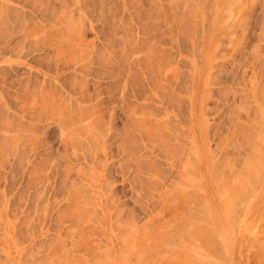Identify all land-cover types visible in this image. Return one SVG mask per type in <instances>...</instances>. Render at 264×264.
Wrapping results in <instances>:
<instances>
[{"label":"rangeland","instance_id":"374dc122","mask_svg":"<svg viewBox=\"0 0 264 264\" xmlns=\"http://www.w3.org/2000/svg\"><path fill=\"white\" fill-rule=\"evenodd\" d=\"M0 264H264V0H0Z\"/></svg>","mask_w":264,"mask_h":264},{"label":"bare ground","instance_id":"6f19581e","mask_svg":"<svg viewBox=\"0 0 264 264\" xmlns=\"http://www.w3.org/2000/svg\"><path fill=\"white\" fill-rule=\"evenodd\" d=\"M152 8H153V7H152ZM155 8H156V7H155ZM155 8H154V9H155ZM148 14H149V13H148ZM149 15H150V14H149ZM146 16H147V15H146ZM150 17H151V16H150ZM150 17H148V18H150ZM71 24H72V22H71ZM74 25H76V24H73V29H72V31H74V32H76V34H78V32H77L78 29H77V30L75 29V28H78V26L76 25L77 27H74ZM159 25H160V24H159ZM159 25H157V27H158ZM67 26H70V23H69V25H67ZM149 26H151V25H148V27H149ZM155 26H156V25H154L153 27H155ZM153 27H152V28H153ZM157 27H156V30H158ZM160 27H161V26H160ZM160 27H158V28H160ZM152 28H151L150 30H152ZM161 28H163V26H162ZM208 28H209V27H208ZM163 29H164V28H163ZM150 30H149V31H150ZM156 30H154V31H155L154 33L152 32L153 35H155V36L158 35V36H159V34H157V33H158V31H159L160 29L157 31V33H156ZM149 31H148V32H149ZM161 31H163V30H162V29L160 30V32H159L160 35H161V34H163V35H161L160 39L162 38V36H164V35L166 34V31H164L165 34H164L163 32H161ZM152 33H151V34H152ZM155 33H156V34H155ZM208 33H209V32H208ZM150 37H152V36L149 35L148 38H150ZM158 38H159V37H158ZM153 39H154V38H153ZM161 40H162V39H161ZM67 43H68V42H67ZM142 44H143V43H142ZM142 44H141V45H142ZM162 44H163V42H162ZM59 46H60V45H59ZM59 46H58V47L55 46L56 49H53V50H54L53 53L55 52L54 54H56V56H57V55L59 56V54L61 53L62 50L64 51V49H62V47L59 48ZM55 47H53V48H55ZM124 48H125V47H124ZM141 48H143V47H142V46H141V47L133 46V48H131L132 50H131V53H130V54H133V53L136 54V52L139 53V51H141ZM50 49H51V48H50ZM124 51H126V49H125ZM143 51H145V50H143ZM126 52H127V51H126ZM128 52H129V51H128ZM51 53H52V51H51ZM121 53H122V52H121ZM138 53H137V54H138ZM125 54H126V53H125ZM130 54H129V55H130ZM148 54H149V53H148ZM123 55H124V54H123ZM127 55H128V54H127ZM127 55H126V56H127ZM133 55H134V54H133ZM133 55H132V57H133ZM130 56H131V55H130ZM149 57H151V56L149 55ZM57 58H58V57H57ZM59 58H60V56H59ZM161 58H162L163 62H165V61L168 59L167 55H164V54H161ZM140 59H141V58H140ZM140 59H139V61L137 60L136 62H137V63L140 62V61L142 62V60H140ZM58 60H59V59H58ZM160 61H161V60H160ZM141 62H140V63H141ZM140 63H138V64H140ZM152 63H153V62H152ZM152 63H150V65H151ZM66 65H67V64H66ZM66 65H65V66H66ZM152 65H153V64H152ZM148 66H149V65H147V67H148ZM67 67H68V68H71V67H69L68 65H67ZM81 67H82V66H81ZM152 67H153V66H152ZM81 69L83 70V67L80 68V69H77V68H71V69H68V70H71L73 73H76L78 70H79L78 72H81ZM56 70H57V69H56ZM59 70H60V68H59ZM62 70H64V69H62ZM53 73H54V72H53ZM53 73H52V74H53ZM112 73H113V72H112ZM76 74H77V73H76ZM59 75L61 76V72H58V71H57L55 74L51 75L52 80H53V81H59V80H60V76H59ZM49 76H50V75L45 74V75H44V78L49 77ZM116 77H117V76H116ZM48 81H49V80H48ZM49 85H50V84H49ZM96 86H97V85H95V87H96ZM71 88H72V87H71ZM69 90L71 91L70 87L68 88L67 91H64V92L67 93V95H68V96H66V97H67V98H70V99H74V100L78 99V98H77V97H78L77 95H79L80 92H79V93H76V92H74V91H71V92H70ZM72 90H74V89H72ZM96 90H97V89H96ZM72 92H73V93H72ZM82 92H83V93H82ZM82 92H81V94H80L81 97L79 96V97H80L79 99L84 100L86 94L84 93L85 91H82ZM65 93H63V94H65ZM98 95H99V93H98ZM75 97H76V98H75ZM97 97H98V96H97ZM82 98H83V99H82ZM100 100H101V99H100ZM261 100H262V99H261ZM102 102H103V101H102ZM69 105H70V104H69ZM97 106H100V105H97ZM83 107H85V106L79 104V103L76 102V101H75V104L72 103V104L70 105V108H73V109H75V108H81V110H82ZM69 111H70V110H69ZM69 111H68V112H69ZM63 112H64V111H63ZM90 112H91V111H90ZM133 112H134V111H133ZM83 114H84V113H83ZM81 117H82V116H81ZM86 117H87V116H86ZM90 117H91V116H90ZM90 117H89V119H90ZM87 118H88V117H87ZM87 118H86V119H87ZM77 122H78V121H77ZM89 123H90V122H89ZM135 124H136V123H135ZM91 125L93 126V124H91ZM95 125H96V124H95ZM87 126H88V125H87ZM89 126H90V125H89ZM86 128H87V127H86ZM86 128H85V129H86ZM81 129H82V128H81ZM91 129H92V127H91ZM86 130H87V129H86ZM89 131H90V129H89ZM146 131H147V130H146ZM82 132H84V131H82ZM89 137H90V136H89ZM89 137H88V138H89ZM92 137H93V136H92ZM90 138H91V137H90ZM87 141H88V140H87ZM91 141H92V140H91ZM90 143H91V142H90ZM98 147H99V146H98ZM87 153H88V152H87ZM75 185H76V184H75ZM100 185H101V184H100ZM102 198H103V197H102ZM84 199H85V198H84ZM76 200H77V199H76ZM80 200H82V198H80ZM99 207H100V206H99ZM101 208H102V210H103V207H101ZM68 209H69V208H68ZM102 210H101V211H102ZM71 211H72V210H71ZM67 213H68V212H67ZM94 214H95V212H94ZM72 216H73V215H72ZM77 218H78V217H77ZM91 219H94V218H91ZM100 220H101V219H100ZM195 220H196V219H195ZM84 221H85V220H84ZM185 221H186V220H185ZM186 222H187V221H186ZM92 227H93V226H92ZM235 227H236V226H235ZM195 229H196V227H195ZM91 231H92V229H91ZM198 232H199V231H198ZM191 233H192V232H191ZM103 234H104V233H103ZM194 236H195V235H194ZM193 243H194V242H193ZM206 247H207V246H206ZM204 249H205V248H204ZM216 251H217V250H216ZM209 252H210V251H209ZM110 254H111V253H110ZM110 254H109V255H110ZM96 257H97V256H96ZM110 257H111V256H110ZM221 257H222V256H221ZM129 258H130V257H129ZM127 260H128V259H127Z\"/></svg>","mask_w":264,"mask_h":264}]
</instances>
